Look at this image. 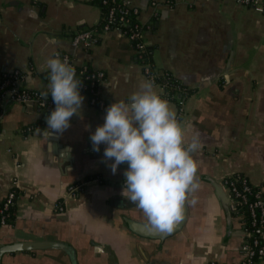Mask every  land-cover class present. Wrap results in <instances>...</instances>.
I'll return each mask as SVG.
<instances>
[{
  "label": "crops",
  "instance_id": "0c3cea01",
  "mask_svg": "<svg viewBox=\"0 0 264 264\" xmlns=\"http://www.w3.org/2000/svg\"><path fill=\"white\" fill-rule=\"evenodd\" d=\"M125 1L140 9L143 40L153 49L156 68L171 71L193 90L180 122L186 138L199 134L202 145L194 154L201 187L189 197L196 202L185 207L184 223L165 239L129 226V221L147 222L121 194L127 164L113 174L112 161L103 156L106 145L93 151L90 136L111 104L127 102L149 78L122 29L101 33L91 49L75 46L78 31L99 26L98 2L0 0V81L19 70L22 87L45 91L46 60L61 53L106 73L99 86L104 108L80 93L81 112L63 133L47 130L56 106L7 99L0 105V206L16 191L14 217L0 227V264H237L242 259L243 222L219 184L243 173L264 185V11L237 0ZM154 87L163 98L164 87L157 82ZM165 100L178 115L177 103ZM71 185L82 188L72 194ZM60 202L63 213L56 211ZM28 241L51 245L17 248Z\"/></svg>",
  "mask_w": 264,
  "mask_h": 264
},
{
  "label": "clouds",
  "instance_id": "9594fccd",
  "mask_svg": "<svg viewBox=\"0 0 264 264\" xmlns=\"http://www.w3.org/2000/svg\"><path fill=\"white\" fill-rule=\"evenodd\" d=\"M46 69L49 83L41 95L44 100L50 95L56 105L47 117V130L63 133L81 112V80L59 54L46 60ZM186 132L174 108L157 93L154 82L146 80L127 102L111 104L103 125L90 136L93 151L106 145L103 156L112 161L113 174L127 164L122 196L143 213L150 228L162 233L173 230L184 208L196 202L189 197L201 187L194 158L202 147L200 137L188 140Z\"/></svg>",
  "mask_w": 264,
  "mask_h": 264
},
{
  "label": "built area",
  "instance_id": "2783aa9c",
  "mask_svg": "<svg viewBox=\"0 0 264 264\" xmlns=\"http://www.w3.org/2000/svg\"><path fill=\"white\" fill-rule=\"evenodd\" d=\"M107 6L106 13L102 14L98 27L87 28L78 31L72 38L75 46L91 49L97 42L101 33L113 29H122L128 38L134 43L137 59L140 61L144 73L149 80L155 81L159 70L156 68L152 51L144 42L145 26L139 21L140 9L127 3L125 0H100ZM239 3L254 6L264 11V2L259 0H237ZM152 5H157L158 0H151ZM60 59L65 58L76 70V78L81 80L80 93H88L91 103L104 108V101L99 93V86L105 80L104 70L95 69L88 64L79 65L71 54L61 53ZM24 75L19 70H14L4 75L0 81V105L7 99L20 103L34 102L40 108L52 109L54 104L51 96L44 100L41 93L44 90L26 89L22 87ZM184 103V102H183ZM183 105L179 107L178 120L182 119ZM224 189L228 192L230 201L239 214L241 221L248 217L249 225L244 227L245 240L241 246L242 259L237 264H254L259 259H264V185H255L243 173H235L221 181ZM82 187L79 185L69 186L72 194ZM16 191L13 189L0 206V227L8 225L11 219V208L15 206ZM56 211H65L63 203L56 205ZM210 264H218L212 260Z\"/></svg>",
  "mask_w": 264,
  "mask_h": 264
},
{
  "label": "trees",
  "instance_id": "16d2710c",
  "mask_svg": "<svg viewBox=\"0 0 264 264\" xmlns=\"http://www.w3.org/2000/svg\"><path fill=\"white\" fill-rule=\"evenodd\" d=\"M100 5L103 13L105 14L107 11V6H104L100 0H96ZM100 27V26H99ZM148 48L153 51L151 47ZM154 82L160 83L164 87V99L174 100L179 107L183 105L184 100L189 96L193 90L189 89V87L184 84L181 78L174 75L171 71L166 69L159 70V75ZM182 117V116H181ZM15 207L11 208V219L14 217ZM243 219V227H248L249 221L248 217H244ZM10 219V220H11Z\"/></svg>",
  "mask_w": 264,
  "mask_h": 264
},
{
  "label": "water",
  "instance_id": "95a60500",
  "mask_svg": "<svg viewBox=\"0 0 264 264\" xmlns=\"http://www.w3.org/2000/svg\"><path fill=\"white\" fill-rule=\"evenodd\" d=\"M221 184H219V186L221 188H224L221 186ZM232 209H235V207L232 206ZM186 219V208H184L183 213H182V218L179 222H177L174 227L173 230L171 232H166V233H162L159 232L157 230H154L152 228H150L147 224L141 223V222H137V221H129V226L132 228L133 231L146 236V237H153V238H160V239H165L167 236H170L173 234V232L178 229L180 227V225H182L184 223ZM48 245H51V243L49 242H43V241H39V242H20L17 244V248H22V249H40V248H45Z\"/></svg>",
  "mask_w": 264,
  "mask_h": 264
},
{
  "label": "rangeland",
  "instance_id": "374dc122",
  "mask_svg": "<svg viewBox=\"0 0 264 264\" xmlns=\"http://www.w3.org/2000/svg\"><path fill=\"white\" fill-rule=\"evenodd\" d=\"M226 178V177H225ZM224 179V178H223Z\"/></svg>",
  "mask_w": 264,
  "mask_h": 264
}]
</instances>
